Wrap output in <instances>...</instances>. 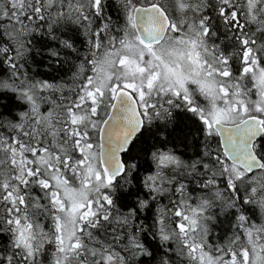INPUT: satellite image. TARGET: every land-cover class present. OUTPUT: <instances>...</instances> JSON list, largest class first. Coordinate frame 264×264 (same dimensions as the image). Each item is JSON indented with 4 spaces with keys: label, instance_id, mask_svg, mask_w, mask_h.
Returning a JSON list of instances; mask_svg holds the SVG:
<instances>
[{
    "label": "snow or ice",
    "instance_id": "snow-or-ice-1",
    "mask_svg": "<svg viewBox=\"0 0 264 264\" xmlns=\"http://www.w3.org/2000/svg\"><path fill=\"white\" fill-rule=\"evenodd\" d=\"M0 264H264V0H0Z\"/></svg>",
    "mask_w": 264,
    "mask_h": 264
}]
</instances>
